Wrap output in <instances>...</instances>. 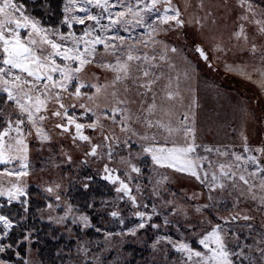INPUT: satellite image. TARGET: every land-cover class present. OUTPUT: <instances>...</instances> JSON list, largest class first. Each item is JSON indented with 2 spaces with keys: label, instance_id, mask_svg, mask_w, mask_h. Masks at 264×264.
<instances>
[{
  "label": "snow or ice",
  "instance_id": "1",
  "mask_svg": "<svg viewBox=\"0 0 264 264\" xmlns=\"http://www.w3.org/2000/svg\"><path fill=\"white\" fill-rule=\"evenodd\" d=\"M236 4L243 9L237 18L243 23H238L234 38H243L248 43L245 24L253 26L254 36L264 38V0H236ZM40 6L46 7L44 3ZM196 6L202 8L203 0ZM191 7V0H184V11L173 0H63L59 24L45 26L30 14L24 0H0V165L4 166L0 170V197L6 196L9 204L20 201L27 205L28 200L20 198L27 195L23 178L29 175L30 152L33 148L37 152L45 147L51 149L58 140L63 153V141L70 140L77 147L87 146L81 163L87 164L88 158H92V162L102 164L101 179L113 185L120 200L126 198L137 209L133 216L139 222L132 227H122L117 232L95 228L96 232L103 233L106 241L115 237H136L147 227H172L180 232V238L160 235L151 247L159 251V246H168L167 251L179 254L177 264H257L256 259L250 257L252 247L241 244L239 235L226 227L243 220L249 222L246 227L251 231L254 217L235 211L229 216L213 218L210 209L224 203L213 195L219 192L232 198L233 209L251 203L264 214V162L254 155L245 157L207 147L205 152L215 151L218 156L231 159L213 161L197 154L200 146L194 143V129L172 126V113L166 108V102L173 101L176 93L169 85L159 92L156 90V85L164 78L159 71L162 65L172 67L167 54L178 52L176 47L157 37L186 28L190 22L184 19V12ZM116 8L121 10L113 11ZM91 9L99 11L94 13ZM104 20L107 23H102ZM191 23L199 25L201 21L194 19ZM76 25L83 26L79 33L75 31ZM133 25L147 31L135 38L119 34L121 31L131 33ZM61 26L68 31H63ZM211 50L223 51L219 46ZM242 50L253 57L261 52L259 59L264 65V44L258 47L252 42L249 48ZM195 51L202 60L210 61L208 52L200 44H196ZM225 67L264 90V66L253 68L251 72L247 71V65L235 69ZM93 69H99L104 74L103 79ZM254 74H258V78L254 79ZM85 117L91 122H80ZM180 123L183 125L184 121ZM86 129L97 133L98 143L93 136L85 134ZM180 134L183 142L177 140ZM120 151H127V155H119ZM251 151L264 156V147L253 150L245 143L244 152ZM63 155L72 163L71 155ZM146 159L155 176L148 179L147 185H142L141 165ZM17 162L19 168L15 167ZM8 165L13 167L8 168ZM158 169L169 171L161 173ZM5 177L9 178L10 187H4ZM180 178L195 182L202 189L187 195V201L205 196L207 202L189 205L186 209L177 204L175 192L171 193L173 199H163L161 191H170L165 185ZM92 179V176L85 177L86 181ZM148 185H151L152 197L161 199L168 209L163 225L152 222L154 216L160 215L157 206L140 204L133 194L134 191L142 193ZM89 186L87 182L83 184L85 190ZM59 187L57 184L45 191L53 194ZM55 199L59 202L61 196L56 193ZM107 203L104 201L103 205ZM47 207L54 208L51 203ZM140 208H150V211ZM189 211L199 216L196 223L189 219ZM73 212V206L67 204L64 215L56 222L63 224ZM107 215L118 220L121 226L125 225L119 211L113 210ZM71 223L80 224L83 229L94 227L85 214L74 215ZM13 227L9 216L0 215V241L8 237ZM260 227L264 229V223ZM230 235L234 238L231 241ZM23 239L30 238L26 235ZM191 241L199 247H194ZM260 244H264V239L258 241L256 249L258 264H264V247ZM12 249V244L0 242V254ZM15 255L20 264H30L19 251ZM0 264L7 261L0 258Z\"/></svg>",
  "mask_w": 264,
  "mask_h": 264
},
{
  "label": "rangeland",
  "instance_id": "2",
  "mask_svg": "<svg viewBox=\"0 0 264 264\" xmlns=\"http://www.w3.org/2000/svg\"><path fill=\"white\" fill-rule=\"evenodd\" d=\"M200 2L201 0H191L192 7L184 12V19L190 22L186 28L168 35L161 33L157 37L158 40L176 47L178 52L167 54L172 67L162 65L159 71L163 73L164 78L156 85V90L159 92L163 86L169 85L171 91L176 93L173 101L166 102V108L171 109L172 126L176 128L187 126L194 129L192 133L194 143L200 146L196 150L197 154L208 156L213 161L231 159L230 156L220 157L215 151L207 153L204 151V148L207 147L229 153L235 152L245 157L254 155L260 157L264 162V156H261L260 153L256 151L244 152L245 143L253 150L264 147V90L257 83L246 80L237 71H229L225 67L227 65L235 69L247 65V71L251 72L253 68L264 66L261 65L259 59L261 52L256 53L253 57L249 52L242 50L249 48L252 42H255L259 47L264 44V38L254 36L255 29L250 24H245V30L249 34L247 44L243 38L240 40L234 38L233 33L237 30L238 23H243L237 19L243 9L237 7L236 0H203L202 8L196 6ZM173 3L184 11V0H173ZM120 10V8L113 9V11ZM91 11L95 13L99 10L91 9ZM194 19H200L201 23L199 25L191 23ZM102 23H107V20ZM61 28H65L62 29L63 31H68L65 26H61ZM82 28L83 26L76 25L75 31L79 33ZM146 31V29L133 25L131 33L121 31L119 34L131 35L135 38ZM185 33H187V38H185ZM196 44H200L208 52L211 67H209V62L202 60L195 51ZM217 46L223 51L213 52L211 50ZM145 51H150V49H145ZM93 71L103 79L104 74L99 69H93ZM255 78H258V74H254ZM185 116H187V120H184ZM181 121H184L183 125H181ZM80 122L90 123L91 120L85 117ZM116 131L119 135V129ZM85 134L93 136L94 142H99L100 138L96 132L86 129ZM244 137L247 138L246 141ZM191 138L190 136L189 139L191 140ZM183 139L182 134L177 136L178 141L183 142ZM86 147V145L77 147L70 140L63 141V153L71 155L72 163L67 162L58 140L51 149L45 147L43 151L37 152L33 148L29 155V175L23 178L26 182L27 195L21 197L20 200L27 199L28 204H23V206L28 208L29 190L34 188L39 191V194L35 195V200L40 203V207L37 208V217L40 222L50 225L51 230L48 233V238L55 241L64 238L65 244L71 240L76 241L74 247L55 252L56 256H61L59 264H177L179 254L167 251L168 246H159V251H154L151 247L156 237L160 235L172 236L173 239L180 238V232L175 228L162 226L160 229H152L147 227L140 230L136 237H115L111 241H106L103 233L95 231V228L99 227L104 231L117 232L121 231L122 227H132L139 221L133 216L137 209L133 208L126 198L120 200L113 185L101 179L102 164L92 162V158H88L89 163L87 164L81 163L85 159ZM119 155L126 156L127 151H120ZM118 158L119 156H117ZM149 165L150 161L147 159L141 165L144 172V177L140 181L142 185H147L148 179L155 176V172ZM3 167L0 165V170ZM7 167L12 168L13 165ZM15 167L19 168L18 162L15 163ZM157 171L163 173L169 170L158 169ZM87 176H92V181H86L85 177ZM8 179L4 178L5 188L10 187ZM86 182L90 185L87 190L83 187ZM57 184L60 185L56 189V193L61 196L59 202L55 199L56 193L49 194L45 191L47 187L55 188ZM165 187L170 191H161L163 199H173L171 193L175 192L177 195L174 199L177 204L186 209L189 205L198 206L207 202L205 196H201L199 200L195 201L186 200L187 195L202 191L199 185L186 178L173 179ZM77 190L90 195L86 211L80 210L71 200ZM133 194L137 196L140 204L147 203L150 206L152 204L157 206L160 215L154 216L152 222L163 225L164 216L168 215V209L163 205L161 199L152 197L151 185L144 187L142 193L134 191ZM213 195L216 199L224 201L218 207L210 209L213 218L217 215L229 216L235 211L254 217V220L251 221L253 224L251 231L246 227L249 222L243 220L226 225V227L239 235L241 244L246 243L252 247L250 257L255 258L258 264L256 249L258 241L264 239V229L260 227L264 223V214L256 210V205L251 203L241 204L238 209H233L232 198L226 193L217 192ZM104 201L108 202L107 205H103ZM13 203L21 202L13 201ZM49 203L54 206L53 209L47 207ZM57 203L60 204V207H55ZM4 204H9L6 196L0 197V208ZM67 204L73 206L74 212L69 214L63 224L57 223V218L64 215ZM89 204H93L94 207H88ZM113 210L121 213L125 220L124 226H121L118 220H113L107 215ZM139 210L150 211V208H140ZM79 214L88 215L94 227L83 229L80 224L71 223L72 217ZM0 215L3 214L0 212ZM168 218L172 219L171 216ZM177 219H181V223L184 222L182 218L178 217ZM189 219L192 223H196L199 216L194 215V211H189ZM22 220H26V216ZM89 231L97 236L89 235ZM36 232L37 229L26 230L25 236H29L30 239L28 241L20 239L18 244L13 246L12 251L16 253L18 245L24 243L26 245L25 257L30 260V264H52L43 262L39 255L40 248L34 247L38 241L34 236ZM77 233H81V238L77 237ZM228 239L231 241L234 238L230 235ZM4 240L5 238L0 242L3 243ZM191 242L194 247H199L194 241ZM39 243L42 245V242ZM229 246H232L231 243ZM259 246L264 247V244ZM131 247L140 249L141 257L136 259L135 253L129 251ZM7 253L0 254V258L7 261V264H15L4 258L3 255H7ZM14 256L18 258L16 255Z\"/></svg>",
  "mask_w": 264,
  "mask_h": 264
},
{
  "label": "trees",
  "instance_id": "3",
  "mask_svg": "<svg viewBox=\"0 0 264 264\" xmlns=\"http://www.w3.org/2000/svg\"><path fill=\"white\" fill-rule=\"evenodd\" d=\"M24 2L26 3V7L30 13L40 19L41 23L45 26L58 25L62 19L63 0H24ZM41 3H44L46 7H41ZM101 188L103 187L101 186ZM96 192L99 193V191ZM28 193L30 200L28 211L26 213L24 211L25 206H23L22 203L4 204L0 208V212L3 215L9 216V218L15 223L13 229L10 231L8 237L5 238L3 243L15 246L18 244V241L25 236L26 230L37 229L34 236L38 239V241L34 244V247L40 248V258L43 262L59 264L61 256H56L55 252L60 249L68 250L74 247L76 245V241L71 240L65 244L66 242L64 238H60L57 241L48 238V233L51 230L50 225L40 222L37 217V208L40 207V203L35 200V195L39 194V191L31 188ZM89 197L90 195L88 193H83L80 190H77V192L72 195L71 200L79 207L80 210L86 211ZM24 216H26V220H22ZM88 234L92 235L93 233L92 231H89ZM92 236L97 235L93 234ZM77 237L81 238V233H77ZM39 242H42V245H40ZM17 251H19L22 256H26V245L24 243H20L17 247ZM129 251H133L132 253H135L134 256L136 259L141 257V255H139V252H142L140 249L131 247ZM14 255L15 253L11 250L8 251L7 255L3 256L8 261L20 264V260Z\"/></svg>",
  "mask_w": 264,
  "mask_h": 264
},
{
  "label": "water",
  "instance_id": "4",
  "mask_svg": "<svg viewBox=\"0 0 264 264\" xmlns=\"http://www.w3.org/2000/svg\"><path fill=\"white\" fill-rule=\"evenodd\" d=\"M199 54V53H198Z\"/></svg>",
  "mask_w": 264,
  "mask_h": 264
}]
</instances>
